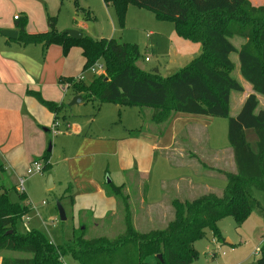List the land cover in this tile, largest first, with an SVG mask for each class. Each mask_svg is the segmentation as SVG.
<instances>
[{
    "label": "trees",
    "instance_id": "obj_1",
    "mask_svg": "<svg viewBox=\"0 0 264 264\" xmlns=\"http://www.w3.org/2000/svg\"><path fill=\"white\" fill-rule=\"evenodd\" d=\"M115 7L123 26L127 7L134 4L148 9L161 20L172 21L177 34L200 42L201 52L186 66L167 76L158 68L144 70L138 43L122 42L115 37L93 38L83 35L73 38L57 28V18L48 16L49 29L28 32V18L17 19L18 37L23 44H58L67 54L73 46L82 49L83 72L97 63L105 67L94 74L89 83L82 76L62 80L83 102L91 101L97 110L104 102L151 108L150 122L162 136L178 112L228 118V140L233 149L236 171L215 168L226 178L222 193L208 192L195 198H174L173 216L163 228L140 231L133 222L131 196L123 185H106L110 195L123 205L125 228L115 236L86 237L87 226L75 229L72 237L55 243L36 229L21 231L20 224L31 208L26 193L17 201L10 199V190L0 185V250L27 252L29 257H3L0 264H148L151 256L156 264H192L198 257V239L211 230L213 238L224 240L219 222L233 217L237 226L252 212L264 216V206L256 190L264 192V108H259V95L264 96V4L255 6L250 0H104ZM76 17L96 21V15L73 0ZM244 42L237 47L233 39ZM236 54L243 78L251 92L238 113L232 116L231 94L242 92L244 86L234 76ZM38 99L59 119L65 104ZM143 127L134 129L135 133ZM247 129H253L258 140L253 148L247 139ZM50 151L40 158L43 172L51 169ZM211 168L208 165H204ZM0 167L2 165L0 164ZM65 196H71L68 189ZM109 217V216H108ZM107 217V218H108ZM258 264H264V241L258 248ZM161 255V257H159Z\"/></svg>",
    "mask_w": 264,
    "mask_h": 264
},
{
    "label": "crops",
    "instance_id": "obj_2",
    "mask_svg": "<svg viewBox=\"0 0 264 264\" xmlns=\"http://www.w3.org/2000/svg\"><path fill=\"white\" fill-rule=\"evenodd\" d=\"M252 1L253 5L264 3V0ZM90 10L96 15L94 10ZM16 15L28 18L26 27L28 32H43L49 29L48 16L57 18V27L62 23L61 21H64L61 18L63 0H0V164L2 171L8 172L16 182L20 178H24L25 181L29 177L26 175L28 167L34 161L40 160L51 148V169L50 172H46H52L54 179L58 176L72 180L66 189V191L70 189L71 194L68 196L70 203L66 206L68 210L66 215L67 218L68 214L71 215L75 222L74 228L77 229L80 226H87L88 222L91 224L97 221L106 222L109 215H112L110 219L112 222L113 216L118 214L120 202L108 193L106 185L111 182L115 185L124 184L126 191L140 190L152 179L157 154L164 156L174 166L184 165L195 168V164L191 161L182 160L184 156L175 159L174 152L180 147L178 138L181 134H186L184 141L189 140L192 144L190 149L188 147V152L191 150V153L195 154L194 159L197 158V147L203 146L204 139L207 141L204 125L208 123L204 120L210 122L211 116L178 112L162 136H158L149 128L148 130L143 128L139 133L132 131L143 125L127 128L124 131L117 130L115 133H96L77 119L72 120L70 129L54 135L52 130L55 113L41 102L34 92L39 93L44 100L65 104L69 87L62 80L82 75L85 63L82 49L73 46L65 55L58 44L45 48L42 44H23L17 39L7 38L1 34V31L3 29L17 30ZM97 20L98 18L93 22L97 23ZM90 22L92 21L77 18L75 14L70 26L82 31L90 26ZM181 39L185 38L179 36L174 30L170 40L176 55L193 58L201 52L200 42ZM147 56V54L143 56L145 62L150 60H145ZM140 67L143 68L142 65ZM251 92H253L252 87L240 98V108ZM259 96L261 95L258 94ZM82 102L83 98L79 103ZM146 111L151 117L152 109ZM195 117L201 120H195ZM246 135L252 147L255 148L258 137L254 130L247 129ZM183 150L185 147L180 149V151ZM225 151H228L232 158V168L228 171H236L232 147L231 150L229 148ZM113 170L117 180H120L119 183L111 178L114 174ZM107 176L111 178L110 182L105 179ZM67 180L65 181L68 182ZM160 182L163 190L165 185L170 183L173 193L172 195L164 194V199L161 201L150 202L146 196L144 197V193L140 192L138 202L145 212L143 216H149V218L145 216L142 221L145 226L149 225L156 214H162L165 209L170 217L173 211L172 199L192 193L191 190L196 185L192 180L184 177L173 180L161 179Z\"/></svg>",
    "mask_w": 264,
    "mask_h": 264
},
{
    "label": "rangeland",
    "instance_id": "obj_3",
    "mask_svg": "<svg viewBox=\"0 0 264 264\" xmlns=\"http://www.w3.org/2000/svg\"><path fill=\"white\" fill-rule=\"evenodd\" d=\"M251 2L253 1L251 0ZM80 3L86 8L94 10L98 18L97 23L90 22V26L83 29L82 32L93 38L115 37L122 42L138 43L141 52V58L138 63L143 66L144 70L158 68L162 76H167L186 66L195 57L185 58L173 52L170 38L172 32L175 30V24L167 20L159 21L160 19L156 17V14L148 9L129 4L122 26L115 7L112 4H106L104 0H80ZM261 5L259 3L255 6ZM74 15L75 7L73 0H63V15L61 18L64 21H61L62 23L57 28L60 31L74 29L70 26L73 23ZM181 40L184 41L185 39ZM233 42L236 46H240L244 41L240 38H234ZM146 54L150 58L148 62H145L143 59V56ZM231 58L235 62L233 76L242 83L245 89L242 92L233 91L231 94L230 114L234 116L240 109V98L251 87L241 75L238 56L233 53ZM96 67L98 73L99 68L98 66ZM94 74L91 69H88L82 73V81L89 83ZM74 95L73 90L69 87L66 94L67 99L64 101L66 106L59 114V128L62 131H65V124L67 122L71 125L72 120L77 119L88 125L96 133H115L117 130L124 131L127 128L140 127V125H143L145 130L149 128V130L157 132L155 124L150 122V115L146 111L150 110V108L140 109L139 106L135 105H119L114 102H104L98 111L91 101L76 103L70 106L69 104L75 97ZM259 108H264L263 95L259 96ZM195 120L201 119L195 117ZM205 121L208 123L204 125L207 132V141L204 139L203 146L201 148L197 147V158L194 159L193 156L195 154H192L191 150L188 152V147L190 149V145L192 144H190L191 141L189 140L184 141L186 137L184 133L178 138L180 147L174 152L175 154L173 153L176 160L177 157L184 156L182 160L185 162L191 161L195 164V168L184 165L174 166L164 156L157 154L152 179L147 184H144V187H141V191L136 189L126 191L132 199L130 204L133 222L138 230L147 231L163 228L172 219L173 211L169 217L168 211L165 209L163 212L165 214H156L148 226L142 223L146 215L143 216L145 212L138 202L140 192L144 193V197L146 196L150 202L161 201L164 199V194L172 195L173 193L170 183H167L163 190L160 182L161 179L173 180L174 178L184 177L192 180L196 184L191 190L192 193L189 192L183 196L179 194L181 199H192L208 192L222 193L226 186V178L218 174L215 168L221 167L225 170H231L232 168L231 155L228 151H225L229 148L231 150L228 140V118L212 117L210 122ZM182 146L185 147V150L180 151L183 148ZM209 148L214 151H211ZM88 159L89 157L86 159V162H88ZM204 165H208L211 168H207ZM113 173L111 178L114 182L119 183L118 181L120 180H117L115 170H113ZM49 174L46 171L35 172L24 181L23 187L26 191L25 201H27L26 204L29 205L31 211L29 215L23 218L19 228L21 231L36 229L43 232L53 242L61 243L72 237L76 229L74 228L75 222L71 215L68 214L67 220L62 221L60 219L58 208V203H61L65 211H68L66 206L70 203V200L64 193L72 180L62 178L60 175L62 179L58 176L54 179V175L51 172L55 186L48 188L47 180ZM111 178L107 176L105 179L108 181ZM3 183L11 188L16 186L15 189L13 188L9 191V195L12 201H17L21 193L19 180L17 182L14 181L10 174L2 171L0 167V185ZM255 192L264 206V192L259 190ZM124 212L123 205L120 203L118 214L117 216H113L112 222H110L112 215H109L106 222L97 221L94 224L88 222L85 232L86 237L92 238L100 235L115 236L124 231ZM146 217L149 218L148 215ZM219 227L225 239L219 240L215 238L216 241H213L212 232L208 230L206 236L198 239L195 243V247L199 251V257L192 264H258L257 259L260 256L258 248L264 241L263 215L252 212L239 227L234 218L229 216L219 222ZM30 255L27 252L0 250V259L3 257H29ZM67 261L70 264L72 260L67 258ZM148 264H156V259L151 256Z\"/></svg>",
    "mask_w": 264,
    "mask_h": 264
},
{
    "label": "water",
    "instance_id": "obj_4",
    "mask_svg": "<svg viewBox=\"0 0 264 264\" xmlns=\"http://www.w3.org/2000/svg\"><path fill=\"white\" fill-rule=\"evenodd\" d=\"M64 31L76 39H81L84 35V33L78 29H67ZM1 34L6 36L7 38H11V39H16L18 37V31L15 29H3L1 31ZM81 101H82V95H76L73 98V100L70 102L69 105L71 106V105H74V104L79 103ZM49 151H51V148H49ZM110 181L111 180H108V182H110ZM47 187L48 188L54 187L53 175L51 173L48 175ZM58 208H59L60 219L62 221L66 220L67 219L66 211H65V208L63 207V205L61 203H58ZM159 257H161V255Z\"/></svg>",
    "mask_w": 264,
    "mask_h": 264
},
{
    "label": "built area",
    "instance_id": "obj_5",
    "mask_svg": "<svg viewBox=\"0 0 264 264\" xmlns=\"http://www.w3.org/2000/svg\"><path fill=\"white\" fill-rule=\"evenodd\" d=\"M19 17H20L19 15H16L15 16V19H18ZM149 59H150L149 56L145 57V60L146 61H148ZM96 66H98V68H99L98 73H97V67ZM90 69L92 70V72H94L97 75L102 74V73L105 72V67L101 63L95 64ZM59 127H60V121H59V119H57V120L55 119L54 124H53V130H52V132H53L54 135H57V134H60L61 132H63L62 130H60ZM70 128H71V125H70V123L67 122L65 124V129L68 130ZM42 171H43V164H42V162H40V161H34L32 163V165H30L28 167L27 172H26V175L27 176L28 175L30 176V175L34 174L35 172H42ZM19 183H20V190H21V192H25V188L23 187L24 186V178H20ZM213 241H216V239L213 238ZM64 264H69V263L68 262H64Z\"/></svg>",
    "mask_w": 264,
    "mask_h": 264
}]
</instances>
